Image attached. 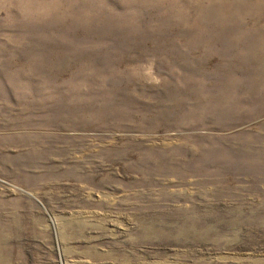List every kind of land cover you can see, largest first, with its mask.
Instances as JSON below:
<instances>
[{
    "label": "rangeland",
    "instance_id": "obj_1",
    "mask_svg": "<svg viewBox=\"0 0 264 264\" xmlns=\"http://www.w3.org/2000/svg\"><path fill=\"white\" fill-rule=\"evenodd\" d=\"M0 264H264V0H0Z\"/></svg>",
    "mask_w": 264,
    "mask_h": 264
}]
</instances>
